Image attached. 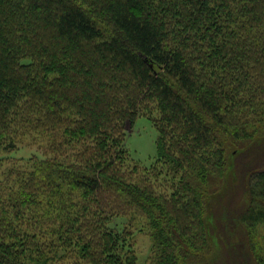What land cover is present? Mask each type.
Masks as SVG:
<instances>
[{
	"label": "trees",
	"instance_id": "1",
	"mask_svg": "<svg viewBox=\"0 0 264 264\" xmlns=\"http://www.w3.org/2000/svg\"><path fill=\"white\" fill-rule=\"evenodd\" d=\"M140 115L150 166L125 147ZM25 135L40 153L0 179V264H136L129 214L149 264H218L207 201L231 150L229 226L264 264V161L246 157L264 147V0H0V151Z\"/></svg>",
	"mask_w": 264,
	"mask_h": 264
},
{
	"label": "rangeland",
	"instance_id": "2",
	"mask_svg": "<svg viewBox=\"0 0 264 264\" xmlns=\"http://www.w3.org/2000/svg\"><path fill=\"white\" fill-rule=\"evenodd\" d=\"M126 130L125 147L129 153L130 163L137 162L142 166H150L157 154V127L151 119L140 115ZM239 151L231 150L229 152L228 175L230 180L227 185L220 193L212 195L215 199L209 202V198L207 201L206 223L209 236L216 242L217 250L212 256L219 259L218 264H251L253 262L250 257L248 258V246L243 243L242 229L238 225H235L234 228L229 226V222L232 221L230 216L234 215L235 210L245 202V192L237 173L238 163L242 158ZM34 152L40 153L33 135L23 136L15 150L0 151V179L4 177L6 170H9L11 165L24 163ZM246 157L248 161L251 160V164L258 165L254 160L260 157L258 162L264 161V147L255 149ZM253 158L255 159L253 160ZM120 221L133 224V243L137 253L136 264H149V257L152 254V239L148 234L145 218L129 214L122 217ZM229 228L232 230L226 233ZM228 234L229 240L227 239ZM259 236L264 244V227L259 229Z\"/></svg>",
	"mask_w": 264,
	"mask_h": 264
}]
</instances>
